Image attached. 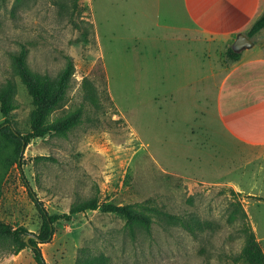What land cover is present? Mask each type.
<instances>
[{
	"label": "rangeland",
	"instance_id": "1",
	"mask_svg": "<svg viewBox=\"0 0 264 264\" xmlns=\"http://www.w3.org/2000/svg\"><path fill=\"white\" fill-rule=\"evenodd\" d=\"M131 8V0L0 1V85L12 79L17 102L7 118L29 131L34 106L11 67L21 47L28 66L52 78L70 55V86L52 116L84 109L65 137L45 135L26 145L21 168L13 165L1 182L0 221L37 234L41 218L31 194L49 213L93 196L119 205L149 199L189 221L193 232L154 218L149 231L130 233L122 215L87 210L54 224L51 240L39 244L46 263L98 257L107 264H247L239 257L244 222L233 202H241L264 253V145L234 139L216 119V83L231 64L225 58L231 45L198 37L190 59L165 66L178 42L132 36ZM263 37L264 31L251 36L256 47ZM83 78L95 87L98 107L83 99ZM187 81L190 93L184 86L163 97ZM0 264L36 262L26 247L1 253Z\"/></svg>",
	"mask_w": 264,
	"mask_h": 264
},
{
	"label": "trees",
	"instance_id": "2",
	"mask_svg": "<svg viewBox=\"0 0 264 264\" xmlns=\"http://www.w3.org/2000/svg\"><path fill=\"white\" fill-rule=\"evenodd\" d=\"M262 29H264V11L254 20L245 34L251 38V36L257 34ZM240 56L241 52L233 51L231 46H228L225 50V58L231 63L238 61ZM65 59L66 62L63 68L55 78H52L46 73L35 72L28 66L25 47H21L11 55L13 74L19 78L22 85L26 88L34 107L30 113L29 131L22 133L7 118L8 114L17 108L15 83L12 79H8L0 85V112L5 117V120L0 124V193L1 182L8 170L13 165L21 168L24 149L32 138L52 134L65 137L73 127L82 121L84 113L82 106L71 109L61 116H52L53 112L65 101L71 76L74 72L72 57L66 55ZM81 88L83 99L98 107L97 91L92 82L87 78H83ZM39 157L46 158L45 156ZM229 191L234 196L238 194L232 188ZM31 196L41 218L39 231L37 234L31 235L23 226L13 227L0 221V254H17L22 249L28 247L32 251L36 264H47L39 244L51 240L55 232L54 224L57 221H69L75 214L87 210L101 209L104 212H114L122 215L125 218V226L130 233H134L136 228H143L149 231L154 218L164 220L169 224H179L191 232L194 229L193 224L189 221L162 210L157 205L151 203L149 199L142 202L119 205L101 202L96 196H93L72 203L67 212L49 213L32 194ZM233 205L234 213H240L244 222V244L239 257L243 258L247 264H264V253L255 232L245 222L248 220L246 211L239 200L233 202ZM79 264H107V262L104 258L91 257Z\"/></svg>",
	"mask_w": 264,
	"mask_h": 264
},
{
	"label": "crops",
	"instance_id": "3",
	"mask_svg": "<svg viewBox=\"0 0 264 264\" xmlns=\"http://www.w3.org/2000/svg\"><path fill=\"white\" fill-rule=\"evenodd\" d=\"M131 6L130 12L126 11L128 33L154 35L160 42L161 39L178 42L179 47L168 51L172 57L163 59L164 65L170 67L177 66L182 58L190 59L193 52L190 43L198 37L219 47L231 45L264 11V0H131ZM93 25L96 31L95 21ZM261 40L257 47L253 40V46L242 50L240 59L230 64L217 81L214 96L215 115L221 128L248 145H264V40ZM184 86V91H188L191 82L181 83L163 97L176 94ZM188 95L184 92L185 97Z\"/></svg>",
	"mask_w": 264,
	"mask_h": 264
},
{
	"label": "water",
	"instance_id": "4",
	"mask_svg": "<svg viewBox=\"0 0 264 264\" xmlns=\"http://www.w3.org/2000/svg\"><path fill=\"white\" fill-rule=\"evenodd\" d=\"M253 40L248 37L245 33H239L231 44V48L235 52H241L246 48L253 46ZM23 150V149H22Z\"/></svg>",
	"mask_w": 264,
	"mask_h": 264
}]
</instances>
